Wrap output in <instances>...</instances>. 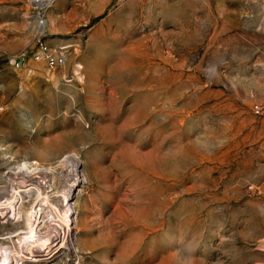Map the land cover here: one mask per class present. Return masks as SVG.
I'll return each mask as SVG.
<instances>
[{
	"label": "rangeland",
	"instance_id": "rangeland-1",
	"mask_svg": "<svg viewBox=\"0 0 264 264\" xmlns=\"http://www.w3.org/2000/svg\"><path fill=\"white\" fill-rule=\"evenodd\" d=\"M28 11L0 0V193L27 178L18 163L46 167L34 184L72 215L75 249L25 261L4 238L28 228L37 191L0 209V252L264 264V0H55L48 39L69 44L68 60L36 73L8 63L34 37Z\"/></svg>",
	"mask_w": 264,
	"mask_h": 264
},
{
	"label": "bare ground",
	"instance_id": "bare-ground-1",
	"mask_svg": "<svg viewBox=\"0 0 264 264\" xmlns=\"http://www.w3.org/2000/svg\"><path fill=\"white\" fill-rule=\"evenodd\" d=\"M64 161H65V164L70 168L69 173H72V175L74 174L72 179L74 178V176H76V179L71 184V186H75L76 182H78L77 177L80 176V170L78 168L79 160L76 159L74 155H67L64 158L63 162ZM15 168H18L17 171H21V170L24 171L22 172L23 176L27 178L21 179L18 184L16 183L18 187L15 188V191L14 189H12V192H9L6 194L0 193V209H7L9 211H15L19 207V204L23 200V197L26 196L25 192H28L31 195L36 194L37 191L39 192L40 190H38V188L34 184V176L36 175L33 176L32 173L34 174V172L40 171V170H46V171L48 170L46 167H43L40 165L29 164L26 161L18 163ZM13 171H16V170L14 169ZM23 186H27L29 188L24 187L25 188L24 189L22 188ZM1 189L3 188H1L0 186V191ZM72 192H73V189L71 187L69 189V192L65 194L66 200H68L66 201L64 199V202L66 204L70 203L69 199H70V195H72ZM6 197H9V199L12 200V203H11L12 205L10 204L8 208H4V205L1 204V201L3 200V198H6ZM35 197L36 199L33 203L32 211H31L32 212L31 222H29L28 228L21 232H13V233L8 232L4 236V238H11V240H18L20 248L26 252L27 256L24 258L25 261L29 259H34L33 261L51 260L63 253L67 254L69 251L73 250L74 248L73 243H72V238L70 239V235H71L70 232L73 228V223H74V219L72 218V215L64 216L63 213L61 214L59 212L61 215L59 214L57 216L56 214H58L57 213L58 211H56L57 210L55 208L56 206L53 205L52 201L50 200L49 195H45L44 193L42 194L39 192ZM40 200H42L41 204L39 203ZM46 207L51 212V220L45 221V222H50L51 225L54 227V229L52 228L53 229L52 233L48 232L47 231L48 229L46 230L47 232L43 231L42 229H38V225H40L42 220L44 221V218H42L43 216L42 214ZM36 220L38 221L37 225H35ZM57 228H60V229H57ZM0 254L6 256L2 260H0V264H23V262H20V259L16 257L17 255L15 256L13 254L12 257L10 258L8 257L9 253H7L6 251H2V250ZM68 264H80V262L79 260L77 261L75 260L72 263H68Z\"/></svg>",
	"mask_w": 264,
	"mask_h": 264
},
{
	"label": "built area",
	"instance_id": "built-area-1",
	"mask_svg": "<svg viewBox=\"0 0 264 264\" xmlns=\"http://www.w3.org/2000/svg\"><path fill=\"white\" fill-rule=\"evenodd\" d=\"M54 2L55 0H28L27 21L34 37L28 46L8 57V63L15 69L36 73L59 68L67 63L69 44H55L48 39V11ZM255 107L257 111L261 109L259 103Z\"/></svg>",
	"mask_w": 264,
	"mask_h": 264
}]
</instances>
